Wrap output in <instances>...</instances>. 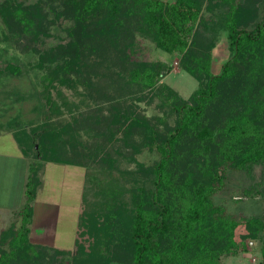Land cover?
<instances>
[{"label": "trees", "instance_id": "16d2710c", "mask_svg": "<svg viewBox=\"0 0 264 264\" xmlns=\"http://www.w3.org/2000/svg\"><path fill=\"white\" fill-rule=\"evenodd\" d=\"M222 32L229 57L215 73ZM139 38L181 54L182 69L198 81L190 99L160 84L168 64L135 57ZM25 73L43 85L48 116L31 130L13 119L2 127L33 161L27 204L15 210V220L0 215V264H222L257 240L264 264V214L236 218L214 197L228 170L264 165V0H0V82ZM107 74L124 75L133 93L162 94L174 125L165 133L144 131L146 118L121 113L104 119L108 137L95 132L87 145L80 138L84 115L50 127L52 115L71 105L65 88L81 96L83 86L87 97L104 99L105 92L92 95L95 87L87 84ZM141 131L151 133L161 158L139 164L141 175L131 173L133 182L120 186L109 176L118 161L113 155L129 156L126 146H135ZM118 132L122 144H107ZM46 163L87 166L93 191L84 195L73 249L30 238L31 202ZM88 196H95L90 204L106 203L89 212ZM239 227L244 231L237 234Z\"/></svg>", "mask_w": 264, "mask_h": 264}, {"label": "rangeland", "instance_id": "374dc122", "mask_svg": "<svg viewBox=\"0 0 264 264\" xmlns=\"http://www.w3.org/2000/svg\"><path fill=\"white\" fill-rule=\"evenodd\" d=\"M135 57L147 62L164 61L168 64L170 70L165 72L160 84L169 86L183 100L190 99L198 87L197 79L182 69L181 54L179 53H167L156 48L151 40L139 38ZM228 57L226 32H222L213 50V72H219ZM113 69L117 71L116 67ZM123 77L125 76L118 74H107L102 78L92 75L90 83L87 84V87H95L92 95L103 91L107 94V98L115 97L109 98V100L87 97V89L83 86L81 89L85 91V95L81 96L74 95L73 91L65 88L64 91L67 93L71 105L70 107L62 105L59 114L52 115L50 127L67 126L68 123L74 121V118L84 115L82 121L86 126L81 128V136L80 134L79 136L87 145L92 143L94 139L92 135L95 137V132L104 135L106 133L108 137L109 127L105 126L106 120L104 119L110 120L112 116L116 118V115L121 113H128L132 117L138 116L140 121L146 118L148 120L146 125L149 124V126L142 127L144 131L154 130L156 133H165L169 127L174 125L176 115L170 107L168 108V103L163 104L162 94L150 90L133 93L137 89L133 88L131 84L127 85V78ZM43 88L34 73H25L20 77H8L0 82V156L5 154L0 157V173H5V175H0V215L5 216L7 220H15V210L27 204L25 186L33 158H27L26 162L20 160L22 159L20 147L18 148L13 133L2 130V127L8 120L13 119L17 120L14 124H19V128L31 130L45 116H48L46 108L44 110V97L41 94ZM37 92L40 94L38 95ZM144 131L135 136V146H126L129 156L124 157L119 153L113 155L118 161L117 164L113 163L110 166L111 174L109 176L118 179L120 186L126 187L133 182L131 173H135L137 176L141 175L138 173L139 164L144 168L150 167L161 158L158 149L150 144L151 133ZM122 135V132H118L116 136L108 139L109 143L106 141L107 144L115 146L122 144L120 139ZM22 164L25 166L24 173ZM97 164L93 162L92 169L96 168ZM86 172V165L46 163L43 166L39 172L43 186L35 200L31 202L33 207L31 240L63 249L75 247L79 228L77 221L80 212L84 209V195L93 191L87 185ZM106 172L109 174L107 169ZM214 197L218 206L226 208L225 211L236 218H250L252 214L263 215L264 165L256 164L250 171L228 170L225 187L215 193ZM88 199L89 212L98 208L94 206L102 205L103 207L106 203L105 200L99 199L101 203L93 205L90 203L95 201V196ZM4 224L7 226L8 223L5 221ZM243 231V227H239L237 234ZM261 246V240L252 241L249 251L239 252L237 256L223 257L222 264H261Z\"/></svg>", "mask_w": 264, "mask_h": 264}, {"label": "crops", "instance_id": "0c3cea01", "mask_svg": "<svg viewBox=\"0 0 264 264\" xmlns=\"http://www.w3.org/2000/svg\"><path fill=\"white\" fill-rule=\"evenodd\" d=\"M14 138V137H13ZM15 139V138H14ZM16 141V140H15ZM18 148H19V146H18ZM20 149V148H19ZM20 151H21V149H20ZM5 155V154H4ZM4 155H2V156H0V157H3ZM21 158L22 159H20V160H22V161H27V157L23 154V152L21 151ZM26 165V164H25ZM24 165L22 164V168H24V169H22L23 170V173H24V171H25V166L23 167ZM26 168H27V166H26ZM0 175L2 176V175H5V173H0ZM24 175V174H23ZM32 232H33V225H32V228H31V234H32ZM30 234V236H32ZM31 238V237H30ZM33 241V240H32Z\"/></svg>", "mask_w": 264, "mask_h": 264}]
</instances>
